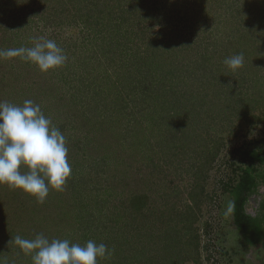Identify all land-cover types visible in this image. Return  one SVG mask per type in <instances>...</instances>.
I'll list each match as a JSON object with an SVG mask.
<instances>
[{"label": "rangeland", "instance_id": "rangeland-1", "mask_svg": "<svg viewBox=\"0 0 264 264\" xmlns=\"http://www.w3.org/2000/svg\"><path fill=\"white\" fill-rule=\"evenodd\" d=\"M122 1L100 0L113 19L96 25L84 1L0 0V51L45 36L68 57L46 73L0 58V102L40 105L71 166L42 203L0 185V264H32L11 240L37 234L104 243L97 264H253L264 239L249 246L226 211L255 151L245 211L264 218V0H144L131 14Z\"/></svg>", "mask_w": 264, "mask_h": 264}, {"label": "clouds", "instance_id": "clouds-1", "mask_svg": "<svg viewBox=\"0 0 264 264\" xmlns=\"http://www.w3.org/2000/svg\"><path fill=\"white\" fill-rule=\"evenodd\" d=\"M0 58H20L42 73L60 68L68 60L56 40L45 36L35 37L32 47L0 51ZM244 59L241 53L225 59L224 64L236 71ZM67 155L65 136L52 126L40 105L32 100H25L22 106L0 102V185L21 190L42 203L50 189L63 190L71 174ZM22 167L26 171H21ZM233 209L230 201L226 214ZM11 243L31 256L32 264H97L98 258L111 255L104 243L94 240L81 246L68 239L49 240L37 234L31 239L16 235ZM262 258L264 249L259 253L253 249V264H260Z\"/></svg>", "mask_w": 264, "mask_h": 264}, {"label": "trees", "instance_id": "trees-1", "mask_svg": "<svg viewBox=\"0 0 264 264\" xmlns=\"http://www.w3.org/2000/svg\"><path fill=\"white\" fill-rule=\"evenodd\" d=\"M77 1L78 0H75L76 3H77ZM80 1H84L85 6H88V5L92 6V9L87 8V10L89 12H91L87 16V17H90L89 22H92L91 20L94 19L93 22H95L96 25L101 23V22L104 25L105 23H103V22H105L104 20L106 19V17H108V19L109 18L113 19L106 12L107 9L103 6L102 3H100V0H80ZM143 1L144 0H133L134 3L133 2L126 3L125 0L122 1L121 3L127 4V8H126L127 10H124L123 14H125V13L131 14V13L139 12V9L141 6L139 4H136V3H143ZM117 6H119L118 3H117ZM156 10H159V8H156L155 11ZM60 12H62L61 9H59V13L58 12L55 13L56 14L55 16L57 18H60L59 17L61 14ZM73 17H75V15ZM18 18H20V15H18ZM23 20H25V18H23L22 21ZM107 23H108V21H107ZM115 23H116L115 24L116 27L113 29L114 33L112 32V30H110V31H111V33H113V35L118 36L122 33L121 32L122 29H119L118 25L121 24V27H125V26H127V24H126L127 22L124 19L122 23H117V21H115ZM96 25H94V28L96 27ZM109 27H111V26H109ZM103 29L104 28H101V31H97V29L96 30L92 29V31L94 32V35L96 36L95 37L96 39H97V36L101 32L103 33ZM100 36H101V34H100ZM103 38H101V40ZM87 39H88L87 42H89V43H91V41H93V38L90 39L89 37H86L85 40H87ZM96 39H94V40H96ZM123 46H124L123 44L118 45L119 48L122 47L121 49H123ZM112 48L113 47L111 46V50H112ZM104 49H106V48H104ZM108 49L110 50V48H108ZM82 115L85 116V113H82ZM261 154L264 155V151H262ZM240 155H241L240 164H242V165L241 166L239 165V167H238V171H240V174L238 176L237 183L233 184V185H232V183L229 184L230 186L228 187L227 190H229V192L232 196V199H233V204H234V209L232 211L233 223L236 226V228L238 229V231L241 232V234L245 238L246 243L249 246H255L256 244L261 243L262 240L264 239V229H261V227H260V223L262 222V220L264 218L254 219V218L250 217L245 211V204L248 201L250 193L256 187V175H255L256 168L253 165V161L261 162L262 159L260 157V153L255 152V151H252V152L251 151H244ZM244 165H246V167H243ZM231 166H233V163H231ZM73 181L74 180L71 179V182H73ZM23 261H26V258H23ZM26 264H27V262H26Z\"/></svg>", "mask_w": 264, "mask_h": 264}]
</instances>
